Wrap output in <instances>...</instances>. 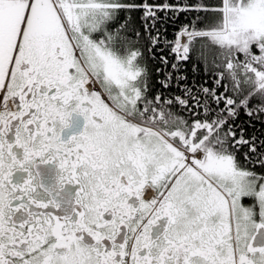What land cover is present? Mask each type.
I'll use <instances>...</instances> for the list:
<instances>
[{
	"label": "snow or ice",
	"instance_id": "6c2138e0",
	"mask_svg": "<svg viewBox=\"0 0 264 264\" xmlns=\"http://www.w3.org/2000/svg\"><path fill=\"white\" fill-rule=\"evenodd\" d=\"M241 113L264 119V0H0V264H264Z\"/></svg>",
	"mask_w": 264,
	"mask_h": 264
},
{
	"label": "trees",
	"instance_id": "16d2710c",
	"mask_svg": "<svg viewBox=\"0 0 264 264\" xmlns=\"http://www.w3.org/2000/svg\"><path fill=\"white\" fill-rule=\"evenodd\" d=\"M209 4H215L217 0H207ZM191 19V16H188L187 18L185 16H181L179 19L176 20H163L161 19L160 22L157 23L156 28L160 30L161 33V44L159 47L164 46L163 38L166 36L167 39L171 40L173 39V33L182 25L187 23ZM130 28L133 30H139L141 32V38L140 43L137 45L141 48V50L144 52V60L142 63H145L147 65L148 72L150 74V85L154 90H159L160 85L157 83V81L161 80L163 78V72L157 74V68H162L163 65L160 62V56L164 55L167 56L169 59V65L173 61V57L169 55L167 49L163 52L159 50L154 51L155 58L152 57V55L148 52V42L144 39V30L142 26V22L139 19V13H134L132 16V19L130 21ZM130 35H133V32L129 33ZM214 53H209V61H211L212 56ZM209 67H211V63H209ZM169 67V71H170ZM182 72L187 75L188 80L191 82H195L196 84L204 83V81H207L206 86L212 87V78L211 76H205L203 70L201 67H197L196 70H193V65L191 62L187 63L183 68ZM222 91V89H221ZM223 107V105H221ZM236 124L239 125L240 128H243L244 134L246 137H255L257 141H264V119H255V118H249L245 116L243 113H241L239 119L235 121ZM261 151H264V149H260ZM242 160V157H241ZM259 171V169H257Z\"/></svg>",
	"mask_w": 264,
	"mask_h": 264
}]
</instances>
